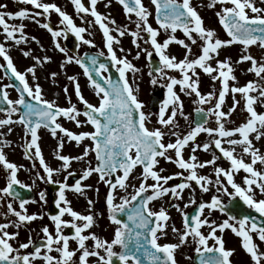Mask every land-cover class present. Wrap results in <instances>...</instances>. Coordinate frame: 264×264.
<instances>
[{"label":"snow or ice","instance_id":"obj_1","mask_svg":"<svg viewBox=\"0 0 264 264\" xmlns=\"http://www.w3.org/2000/svg\"><path fill=\"white\" fill-rule=\"evenodd\" d=\"M17 3L32 5L34 9L42 10V12L32 13L28 9H20L14 13L7 12L3 10L6 5L0 4V29L6 41H14L15 45H19L27 42L28 39L24 34V24H10L8 20L35 19L36 16L47 15L54 11L59 15L60 24L64 27L54 29L49 23L41 25L51 33L53 40L61 35L66 37L69 32H72L83 44L93 46V41L85 39L82 35L87 29L77 26L73 18L55 3H44L42 0H17ZM71 3L78 15L90 14L94 17V23L99 25L103 31L107 54L112 66L116 67L119 78L113 80L110 75H103L108 71V65L100 63L96 56L89 57L90 67L83 58L68 55L67 50L57 42L55 47L65 54V63L74 62L83 69V74L98 98L96 104L89 102L82 95L77 77L67 76V80L74 86V94L78 102L83 105V110L72 103L71 97L67 95V86H64L63 91L69 106L61 107L54 100L44 98L43 89L39 83L30 84L27 79L28 75H31L33 80H36L37 66H43L51 60V57L32 56L30 51L25 50L22 53L23 56H31L35 63L21 72L15 67L5 44L0 43V57L6 62L0 64V69L5 70L6 76L10 73L11 77L19 82V86L0 85V100L6 104V107L0 108V112L5 113L4 117L0 118V128L6 127L7 132H11L12 125H22L25 136H30L25 143L24 155L29 159L38 158L43 169L44 175L37 173V177L46 183L59 185L54 201L58 213L50 216L55 230L50 232L48 226L42 228L45 240L42 245H36L31 237L27 242L19 243L18 247L13 245L12 241L17 239L19 233L9 232L7 229L10 225L19 228L22 224L42 217L35 213H27L25 208L29 202L27 200H20V210H16L11 202L7 203L8 212L17 219L9 223H0V264H35L37 259L42 260L44 264H91L89 259L91 257L96 258L95 264H117V262L118 264H177L176 251L181 245L187 243L189 237L196 243L195 252L200 255V264H232L230 257L235 250L225 248L222 234L226 229L241 238V247L250 256L252 264H264V250H261V244H264V219L257 222L250 215L237 217L230 214L228 206L219 195H213L209 202L199 203L196 214L191 216L182 212L179 204L172 205L182 212L183 229H177L175 226L171 229L177 235V242L160 243V240L168 235L166 222L170 217L163 206L158 211L150 207L153 201L166 195L177 200L183 199L182 193L185 189L195 191L192 188V182H195L202 192H208L210 186L215 184L217 193L222 192L232 200L239 198L248 208L264 217V198L256 197L257 189L260 195L264 196V170L256 167L258 163L264 165V153H261L253 144V138L260 140L264 137V112H257L255 108L258 100L264 104V83H262L264 82V56L258 60L248 51L253 45L264 50V0H259L261 6H258L257 0H210L208 7H215L217 4L221 6L215 14L229 37L228 39L219 38L214 29L205 27L203 18L191 0H151V4L155 6L158 28H153L149 23V16L152 13L143 0H118L129 20L133 14L137 18L135 20L136 30L128 33L133 37L132 43L140 49V44L137 42L143 39L140 33L147 34L144 42L150 43L152 50L159 57L160 66L155 71L159 73L161 79L166 81L164 87L167 89V95L156 114V122L160 127L153 128L148 127L152 114L143 111V102L138 99L135 94L136 89L127 78L128 72L136 73L139 69L126 56H117L113 44L119 43V40L110 34L112 29L105 22L109 18L97 11L98 0H90L89 6H85L82 0H71ZM110 3L111 0H108L105 6L107 7ZM109 22L115 24L114 20ZM88 23L91 24L93 21H88ZM178 29L183 32L184 37L190 43L176 37L175 33ZM160 30L167 34L162 42L157 39ZM116 31L122 37L128 30L117 28ZM197 41L200 42V52L194 56L192 45H196ZM172 43L185 50L183 58L177 59L175 55L168 54L167 50ZM233 44H240L243 49L235 63L250 62L247 71L254 73L261 82L249 81L244 86H229V81L236 80L233 75V61L230 56H225L222 60L218 57L221 49ZM140 50L144 51L149 59L152 58L153 51ZM120 51L123 52L124 49L121 48ZM100 55L103 56L104 53L101 52ZM139 56L140 51H137L136 58ZM212 61H215V66ZM60 67L63 68L64 64L62 63ZM197 69L202 70L212 81H220L221 88L218 95L214 91L201 93ZM168 71H178L180 78L168 75ZM50 76L55 81L58 73L51 72ZM157 82V78L153 77L151 83L155 85ZM177 85L180 86V92L195 96L193 103L212 104L206 110L201 107L196 108L198 114L205 113V123H196L195 127H190L186 134L174 131L178 127L177 115L187 119L184 114L183 101L174 90ZM9 87H15L19 93L17 99L9 98L6 90ZM229 92L233 94V104L225 112L222 106ZM236 93L244 99L248 117L239 126L226 128L227 118L231 116L239 103L235 99ZM14 115L17 116L16 119H13ZM80 116L85 119L81 121L78 119ZM209 116L215 117L217 125L215 128L205 126ZM60 117L74 122L77 127L91 125L93 131L75 133L58 122ZM41 127L48 129L51 135L58 139L55 151L56 158L61 161L59 168H52L45 162L38 144V129ZM58 132L62 134L59 137ZM166 133L174 136L175 140L165 143ZM200 133L208 134L212 138L211 142L196 143ZM3 136L4 133H0V166L6 170L7 179L5 186L0 188V199L4 196H19L14 186L30 188V185L18 179L17 164L7 160L2 146L9 142L3 139ZM65 138L69 142L74 141L77 145L85 139L92 143L84 147L81 155L69 156L61 154ZM225 143L231 147H224ZM212 146L230 162L228 169L215 166L217 159L221 158L216 155H213L210 160L198 161L196 151L198 149L208 151ZM235 146L241 147L242 154H235ZM186 147L190 148L192 153L187 159L183 155ZM170 150L172 154H169ZM90 152L95 154L97 162L95 166L89 162L88 166L83 169L80 179L74 184H68L67 178L73 175L71 171H68L71 162L83 161ZM245 154L251 158L250 162H246L243 158ZM161 158L175 164L182 171L172 175H161L164 169L157 168ZM208 165L214 166V181L209 176L198 174L197 169ZM138 166L141 172L138 177H133V179H139V184L136 186L129 183V178ZM240 170L247 174L243 177V184L237 183L234 179L235 174ZM61 171L67 172L65 180L63 182L54 180V173ZM185 172L188 174L185 175ZM93 174H97L98 182H103L108 189L105 197L108 220L115 225L111 240L103 239L94 232L84 234L96 223V218L91 212L94 204L92 199H88L89 213L84 215L73 210L71 201L66 196V191L83 195L84 190L92 186L82 184L81 181L87 180ZM177 177L181 179L180 183L166 186L170 180ZM149 180L153 182L148 183ZM228 186L231 187V192ZM129 187L133 189L131 193L128 192ZM96 191L98 192V189ZM121 191L126 195L119 196L120 202L116 203L117 195ZM40 200L46 202L45 192L40 193ZM189 204H196L194 196L190 197L184 207L187 208ZM205 209L208 210V215L218 210L227 214V218L222 222L209 220L208 216L204 215ZM121 213H126L127 221L119 217ZM66 214L72 219H63ZM205 226L209 229L207 234L201 231ZM64 228H71L74 230L73 234L71 236L65 234ZM218 231L221 235H217ZM70 240H75L76 249L70 250ZM89 240L92 241L90 247L86 244ZM210 240L213 241L211 246L209 245ZM257 240L260 243H257ZM30 246L33 251H21L29 249ZM42 248L46 250L43 253ZM53 251L59 255H51ZM77 252L80 254L77 259H74ZM207 253L213 255H206Z\"/></svg>","mask_w":264,"mask_h":264},{"label":"rangeland","instance_id":"obj_2","mask_svg":"<svg viewBox=\"0 0 264 264\" xmlns=\"http://www.w3.org/2000/svg\"><path fill=\"white\" fill-rule=\"evenodd\" d=\"M44 3H55L57 6H59L63 11H65L67 14H69L72 18L74 23L77 26L84 27L87 29L85 33L82 35L84 36L85 39H89L93 41V46L83 44L81 41L76 44H72V49L74 52L70 54V56H75L74 53L83 52L84 50L86 51H93L96 53H104V56L108 55L107 54V48H106V43H105V38L103 36V31L99 28V25L94 23V17H91L90 14H80L78 15L75 11L74 5L71 3V0H42ZM82 2L85 4V6L90 5V0H82ZM108 0H98V3L96 5L97 11L100 12L102 15L108 17L109 19L105 21L106 23L109 24V28L112 29L111 33L113 36H115L118 40L119 43H114L113 48L116 51V54L118 57H127L131 63H133L136 68L139 69L138 72L132 73L128 72L127 73V78L129 83L133 86L134 89H136V95L140 101L143 102L144 108L143 111L145 113H151L150 117V124L152 127H160L159 124H157V113H152L149 109V104L152 102L153 96H159L156 93L153 92L154 88H160L161 89V97L162 99L166 98L167 95V89L164 87L166 81L160 78L159 73H152L150 69V61L145 54L144 51H141L140 49H148L149 51H153L150 43H145L144 41L147 39V34L141 32L140 35L143 37V39H139L137 42L140 44V49H138L133 43V37L128 34L131 31H135V20L137 19L135 15L133 14L131 17V20H129L128 16L124 13L122 5L118 3V0H111V3L108 4L106 7L105 5L107 4ZM192 4L197 8V11L201 15L204 21V25L207 28L214 29L217 33V36L221 39H228L223 27L219 24L218 22V17L216 16V11L220 9V5L217 4L215 7H208L210 0H191ZM4 4L8 7H12L13 13L18 11L16 10L15 7H13V1L12 0H0V4ZM143 3L145 6L148 8V10L152 13L151 16H149V23L152 25L153 28H158L159 25L157 24L155 20V6L151 4V0H143ZM258 6L259 5V0H257ZM29 7L32 9V13H35L37 10L34 9L32 5H29ZM52 11L51 13H53ZM55 19L54 20H60V17L58 14H55ZM84 17L83 19L81 17ZM57 17V19H56ZM40 19H42V16H40ZM114 20L115 24L110 23L109 21ZM88 21H93V23L89 24ZM8 23L10 24H24V34L28 37L27 42L21 43L19 45H15L14 41H6L4 39V34L2 32V29H0V43H4L6 48L9 51L10 56L13 59V63L15 67L18 70H21V72H24L27 67L33 65L35 61L29 57L23 56V51L28 50L31 52L32 56H39V57H44L48 56L51 57V60L44 63L43 66H37L36 69V76L37 79L33 80L31 75H28L27 79L30 84H35L39 83L43 89V95L44 98L48 100H54L59 106L64 107L63 105L68 104L66 95L63 91L64 86L68 87V93L67 95L71 97L72 103L76 105H81L77 97L74 94V87L73 84L67 80V76H76L78 79V82L81 87V92L82 95L91 103L96 104L98 102V98L95 96L93 89L90 87L88 79L86 76L83 74V71L80 67H77L75 63L71 65V63H65V57L61 55H57L56 57H53V54L51 53V50L53 48L51 42L49 41V37L51 33L47 31V29L42 28L38 29L35 23L30 21V18H25L23 20H8ZM117 28H125L128 31L124 36H119V33L116 31ZM19 35V34H18ZM176 37L178 39H185L186 43H190L189 41L186 40L184 37V34L181 30H177L175 33ZM33 37L35 39H33ZM167 37V34L163 31L160 30V34L157 37L158 41H163ZM199 41H197L196 45H192V51L194 56L198 55L200 52L199 49ZM123 48L124 51L121 52L120 49ZM93 49V50H89ZM242 46L240 44H233L227 48H223L220 50V55L219 59H224L225 56H230L231 60L233 61V68L234 72L233 75H235L236 80L235 81H229V86H244L247 82L249 81H257L261 82L258 77L255 76L254 73L248 72L247 69L250 67V62H243V63H235L239 56L242 53ZM84 51V52H85ZM137 51H140V56L139 58H136V53ZM184 49L175 44L172 43L170 44L167 52L170 55H175L177 59L183 58L184 54ZM251 55H253L255 58L258 60L261 59L262 56H264V50L260 49L258 46L253 45L249 48L248 50ZM155 52L153 51V54ZM82 55V54H80ZM154 57V55L152 56ZM193 58V57H190ZM3 58H1V63L3 62ZM64 64V67L61 68L60 65ZM213 66H215V61H212ZM199 72V90L201 91L202 94H206L208 92L214 91L217 93L221 88V83L219 80L217 81H212L211 78L202 72V70L197 69ZM51 72H57L58 76L56 77L55 81L50 76ZM151 73V75H150ZM168 75L175 76L178 79L180 78V73L178 71H168ZM153 77L157 78L158 82L157 84H152L151 80ZM0 80L3 83H7L6 79L0 75ZM264 83V82H262ZM179 95L181 100L183 101L184 104V114L187 117L177 115L176 121L178 124V127L174 129V131L178 132L179 134H186L187 131L192 127V123L194 120V110L197 107L204 108L205 110L208 107H211L212 104H205V105H198L193 103L195 100V96H189L186 95L183 92H180V86L177 85L175 86L174 89ZM7 91L9 93V98L10 99H17L18 94L16 90L13 88H7ZM255 95L256 93H252ZM235 99L239 101V103L236 105L235 111L231 113V116L227 118V122L225 124L226 128H234L239 126L240 124L244 123L248 117V113L245 110V101L242 98V96L239 93L235 94ZM163 102V101H162ZM233 104V94L229 92L226 97H225V103L222 106V110L227 112L228 109L232 106ZM255 108L257 112H264V104H261L260 101L258 100ZM212 120L211 123L207 127H213L215 128L216 121L215 117L211 116ZM13 119H16L15 115L13 116ZM78 119H81V117H78ZM72 125H75L72 122ZM0 133H4L3 139H6L9 143L7 145H3V151L6 155V158L9 162H14L17 164L19 167V171L17 173L18 179L26 184L30 185V188L32 192L35 193V198L32 202H29L25 205V208L27 209L28 214H38L40 217H47L48 216V209L51 205V191H49V183H46L42 180H40L37 177V173L40 175H44L43 169L39 164L38 158H33L29 159L26 158L24 155V147H21V152H19L17 149H13V147H17L19 144L16 143L17 141L20 142L21 139L19 137H22L24 140L26 138L25 136V131L22 125L16 124L12 125V131L7 132V128H0ZM58 132V137L61 136ZM254 136V134H253ZM238 138V136L236 137ZM28 139V138H27ZM166 139V142H169L170 140L174 141L175 137L172 136L170 133H166L164 140ZM211 137H209L208 134L206 133H200L196 139V143L203 144L205 142L210 143L211 142ZM39 141H41L40 148L42 151V155L45 159V162L51 166L52 168H59L61 165V161H59L56 158V148H57V143L58 139L54 138L50 131L44 128L39 129ZM253 144L254 146L260 150L261 153H264V137H262L260 140H255L253 138ZM86 145H90L89 142H86L84 147ZM224 145V144H223ZM74 149L73 145L71 142L65 138V143L64 147L61 150V154L64 155H69V156H77L81 155L83 152V149ZM227 147H231L227 145ZM236 151L235 154L240 155L242 154V149L240 146H235ZM190 148H185L183 155L184 158L187 159L191 155ZM94 154L92 152L89 153V156L86 157L83 161H72L70 164V168L68 171H71L73 175L77 176V180L80 178V175L82 174V171L85 167L88 166L89 162L93 166L94 164ZM195 155L198 158V161H205V160H210L212 159L213 155H216L220 157V155L213 150L212 147L209 148L208 151H203L202 149H198L195 153ZM243 158L245 159L246 162H250V157L248 155H244ZM160 162H164V159H160ZM218 167H223L225 169H228L230 167V162L227 161L226 159H217L216 165ZM161 168L165 169L166 175H172L176 172L182 171L179 169L175 164L169 163L165 161V164L160 166ZM256 167L260 170H264V165H260L259 163L256 165ZM214 166L213 165H208L205 168L202 169H197L198 174L200 175H205L209 176L215 180V173H214ZM185 175L188 173L185 172ZM72 175V176H73ZM247 175L243 170H240L238 173L235 174L234 179L237 183L243 184V177ZM65 176H67V172L61 171L59 173H54L53 179L57 181L63 182L65 180ZM70 176V178H72ZM134 177V176H133ZM133 177L129 178V183L133 184ZM69 178V177H68ZM3 181H6L7 179V173L6 170L0 166V188L4 187L3 186ZM5 179V180H4ZM177 181H179V177L175 178ZM175 179L170 180L168 182V185L171 186L172 183L175 182ZM223 179V177H222ZM138 180V179H137ZM174 181V182H172ZM82 184L86 185H91V188H86L84 190V194H78L73 191H66V196L69 201H71V207L73 210L80 212L81 214L87 215L89 213V206H88V199H92L94 201V204L92 206L91 212L96 218V223L93 225L92 228L88 229L85 231V235H87L89 232H94L97 233V216L99 213V204L100 200L102 198L106 197V190L101 184L103 185L104 183L98 182V177L93 174L91 177H89L87 180L81 181ZM193 183V182H192ZM194 184V183H193ZM98 189V192L96 191ZM133 189L129 187L128 192L131 193ZM210 191H216V185L213 184L210 186V190L208 192H205L206 195L201 199H196L197 193L199 191L195 192L193 196H195V200H201L203 202H207V199L209 197ZM45 192L46 193V202L40 200V193ZM201 192V191H200ZM221 193H214L213 195H221ZM119 196L121 195H126V193H118ZM256 197L259 198H264V196H261L259 193V190H256ZM190 197L185 198V200H189ZM166 200H177L174 198L166 199ZM11 202L13 204V207L16 210L19 209V203L15 199H12L10 197L4 196L3 199H0V223H9L10 221H15L17 218L12 214L9 213L7 210V203ZM41 219V218H38ZM65 220H71L72 218L68 216L67 214L63 217ZM46 221V218L43 219ZM79 223V222H78ZM37 226L36 221L33 220L31 222H27L26 224H22L19 228H16L12 225L9 226L7 229L9 232H18L19 235L16 240L12 241L14 246L19 245V243L22 242H27L28 238L31 237L33 241H35L40 234L37 232ZM52 225V224H51ZM34 226V227H33ZM232 233V232H231ZM110 238H112L110 236ZM171 240V239H168ZM257 243H260L258 240L256 241ZM86 244L90 247L92 245V241L89 240L86 242ZM69 247L71 249H76L77 244L75 240L69 241ZM30 248V247H29ZM229 249H234V253L232 258V264H252L250 260V256L242 250L241 247V238L237 237L234 233L230 235V248ZM261 250H264V244H261ZM184 257H190L186 253L180 252ZM190 253V252H188ZM53 256H58L59 254L53 251L50 253ZM79 252L76 253V256L74 259H77L79 256ZM91 261V264H95V257L89 258ZM180 263V262H179ZM183 264H189V259L185 258L182 261ZM181 264V263H180Z\"/></svg>","mask_w":264,"mask_h":264},{"label":"flooded vegetation","instance_id":"obj_3","mask_svg":"<svg viewBox=\"0 0 264 264\" xmlns=\"http://www.w3.org/2000/svg\"><path fill=\"white\" fill-rule=\"evenodd\" d=\"M12 1H13V7H15L16 10L28 9V10H30V12L32 11V9L29 7V5L24 4V3H17L16 0H12ZM12 9H13L12 7L6 6V8L3 9V10L4 11H7V12H12L13 11ZM41 12H42V10H41ZM55 14H57V13H55V12L51 13L50 12L47 15H40V16H42V19H40V16H36L35 19L30 18V21H32L33 23H35L36 26L38 27V29H42L43 28L41 26L43 23H49L50 26H52L54 29H62L64 26L60 24V20H54L55 19V16H56ZM56 19H57V17H56ZM16 20H19V19H16ZM37 21H39V23H37ZM49 41L51 42V44L53 46V48L51 50V53L53 54V57H56L57 55H61V56H64L65 57V54L64 53H61V52H59L58 49H56L55 44L57 42H59V44L61 45V47H64L67 50V54L68 55H70V54H72L74 52V50H71L72 49V44L74 43V44L78 45V43L80 42V40H78L77 37L75 36V34L72 33V32H69L66 37L64 35H61L60 37H57L56 40H53L52 36L50 35ZM89 50H93V49H89ZM84 51L83 52H79L78 51V53L77 52L74 53V55H75L74 57H77V56L80 57L81 56L80 54H83ZM1 58L2 57H0V64L6 63L5 61H3L1 63ZM73 63H71V65ZM76 66L77 67H80L79 65H76ZM18 71H21V70H18ZM82 71H83V69H82ZM0 75L2 77H4L6 79V81H7V83L5 84V83H3L0 80V85L11 84V82H10V80L8 78L9 75H7V76L5 75V70L4 69H0ZM11 88L14 89L15 87H11ZM153 92L154 93H157L158 95H161V89H155L154 88ZM17 94L19 95L18 92H17ZM63 106L64 107H68L69 105L66 104V105H63ZM76 106H77V108L83 110V105L82 104L81 105H76ZM159 107H160V105L152 108L151 105L149 104V109H150V111H152V113H158ZM4 115H5V113H1L0 114V118H3ZM15 117L17 118L16 115H15ZM80 117H81V119H80L81 121H83L85 119V117H83V116H80ZM211 120H212V117L209 116L208 119H207V123L205 124L206 127L211 123ZM58 122L61 123L65 128H67V129H69V130H71V131H73L75 133H79V132H82V131H93V128H92L91 125H81L80 127H77L75 125H72V121H69V120H67L66 118H63V117L58 118ZM196 123H205V122H204V118H199V119L196 118V108H195V110H194V120H193V123H192V127H195V124ZM148 127L149 128H153L150 123H148ZM41 128H44V127H41ZM39 129H38V136H39ZM44 129H46V128H44ZM27 138L30 139V136H27L24 140L22 139V137H19V139H21L20 142L19 141L16 142L19 145L17 147H13V149H17L19 152H21V147H24V152H25V143H26V140H28ZM86 142H89V144L92 143L88 139H85L79 145H77L74 141H72L71 143H72L74 149H78V148L79 149H82L84 147V145H85ZM164 142L167 143L166 142V139L164 140ZM38 144L40 145L41 144V141L38 140ZM223 146L227 148V144L226 143ZM212 148H213V150L215 152H217L220 155V157L222 159H225V158L222 157V154L219 152L218 149H215L214 146H212ZM169 154H172L171 153V150H170V153ZM93 156H94V159H93L94 160V164H93V166H95V164H96L95 154ZM161 159H163V158H161ZM164 164H165V160H164V162H160V164L157 166V168L158 169L161 168L160 166H162ZM140 172H141V168L138 166L136 169H134V171L131 174L130 178H132L133 176L134 177H138L139 174H140ZM164 173H165V169L161 173V175H166ZM95 175L97 176V174H95ZM133 181H134V183L132 185L138 186L139 179L138 180L137 179H133ZM2 182H3V186H5L6 181H3V179H2ZM152 182L153 181H151V180L148 181V183H152ZM172 182H174V181H172ZM180 182H181V179H179V181H177L175 179V182L172 183L171 186L174 185V184L180 183ZM67 183L70 184V185L71 184H74V183L69 182V178H67ZM101 183H103V182H101ZM193 183H192V188L195 189V191L193 192L190 189H185L183 191V193H182L183 199H180V200H172V201L170 200L169 201V200H166V199H170L171 196L170 195H166V196H164V197H162V198H160V199H158L156 201H153L150 204V207L153 210H156V211H158L159 208L161 206H163L167 210L168 215L170 217V219L166 222L167 225H168V228H167L168 235H167V237L162 238L160 240V243L177 242L178 238H177V235L174 234L171 231L172 227L175 226V228L182 230L183 229L182 212L189 214V216L194 215V214H196V209H197L199 203L203 202L202 200H201V202L199 200H197L196 201V204H189V206L187 208L184 207V205L187 204L188 201H189V200L186 201L185 198L193 197V195H194L195 192L199 191V193L195 194L196 197L194 196L196 199H199V197L202 199L204 197V195H206L205 192H202L200 190L199 186L196 185L195 182H193ZM101 186H103L105 188L106 193H107V191H108L107 186L105 184H103V185L101 184ZM166 186H170V185H166ZM228 187H229V191L231 192L232 191L231 187L230 186H228ZM49 191H51L52 195L50 197L51 198V205H50V207H49V209L47 211L48 216L47 217H42L41 219H36L35 220L37 226H35V225L34 226L37 228V232H39L40 234L38 235L37 239L35 241H33V242H37V241H39L41 239H44V234L42 232V228L44 226H48L50 232H54V230H55V226H54L53 222L50 219V216H51L50 215V209L52 207V204H53L54 200L56 199V194L59 191V185L55 186V190L52 191V190L49 189ZM119 193H123V192L121 191ZM214 193H217V192L210 191L209 197L207 199H205V200H207V202H209L211 200V197L213 196ZM220 197H221L222 201L228 206V209H229L230 214L231 213L233 214V212H234V213H237V215H239V214H242L243 215V202L241 200H235L234 201L230 197L224 195L223 193L220 195ZM33 200L34 199H32L29 202H32ZM119 202H120L119 195H117L116 203H119ZM133 203H136V202H133ZM173 204H179L182 212L181 211H178L175 207H173L172 206ZM98 211H99V213H98V216H97V233H98L97 235L99 237L103 238V239L111 240L110 236L112 237V235H113V230H114L115 225L111 224L110 221L108 220V213H107V209H106L105 198H102L100 200L99 210ZM204 215H207L208 218H209V220H213L214 219L217 222H222L223 219H226L227 218V214L221 213L218 210L213 211L211 213V215H208V210L205 209ZM120 216L122 218H125L127 215H126V213H121ZM45 218H46V221L43 220ZM67 230H68V228H64L63 229L64 233L68 235ZM201 231H203L205 234H207L208 231H209V229H208L207 226H205V227H203L201 229ZM231 234H232L231 233V230H229V229H226L225 232L222 234L223 235V238H224V241H225V248L226 249H229L230 248V235ZM217 235H221V233H219V231H218L217 232ZM168 239H171V240H168ZM70 241H73V240H70ZM212 243H213V241L210 240L209 241V245L211 246ZM195 248H196L195 241L191 237H189L187 243L181 245L180 248H178L177 251H176V254L175 255H176L177 264H180V263L183 264L182 261L185 258H188L189 259V262H190L189 264H196V256L198 254L195 252ZM242 250H243V248H242ZM21 251L22 252H30V251H33V248L30 246L29 249H27V250H21ZM44 251H46V250L42 248V253ZM180 252L188 254L189 256L192 257V259L190 257H184ZM188 252H190V253H188ZM230 259L232 260L231 257H230ZM35 264H44V262L42 260H40V259H37L35 261ZM117 264H118V262H117ZM242 264H243V261H242Z\"/></svg>","mask_w":264,"mask_h":264},{"label":"water","instance_id":"obj_4","mask_svg":"<svg viewBox=\"0 0 264 264\" xmlns=\"http://www.w3.org/2000/svg\"><path fill=\"white\" fill-rule=\"evenodd\" d=\"M91 56H96L100 63H104V64L108 65V74L112 77L113 80H116V79L119 78V74L116 71V67L115 66H112V64H111L110 57H107V56H104V55L101 56L99 53L87 51L82 56H80V58H83L84 61H85V63H88L89 66L91 67L90 59H89V57H91ZM159 66H160V63H159V60L157 59V57H152L151 58V61H150V67H151L152 72L153 73H157L155 71V69L157 67H159ZM93 75L95 76V73H93ZM9 78H10L11 84H13L15 86H19L18 81H15V78L14 77H11V74H9ZM96 78L97 79H100V77H96ZM27 99H30V98H27ZM160 102H161V98L159 96H156V97L153 96L152 102H151V107L154 108V107L158 106L160 104ZM4 107H6V104L2 100H0V108H4ZM204 115H205V113H199L198 114L196 112V118L197 119L204 118ZM76 177L77 176L73 175L72 176L73 180L74 179L77 180ZM55 186H57V185H50V189L52 191L55 190ZM14 187H15V191L19 193V196H16V198H18L19 200H21V199L31 200L33 198V193L29 189L21 188L18 185L17 186H14ZM235 200H238V199H235ZM57 213H58V209H57V207L55 205V202H53L52 208L50 209V214L51 215H55ZM233 214L236 215L237 217H242L243 215H250L251 217L255 218L257 220V222H259L260 220L263 219V218H260V217L258 219L257 216H256L255 211L254 210H251L250 208H248L244 203H243V215L242 214L237 215V213H234V212H233ZM119 217L121 219L127 221V216L125 218H122L120 216V214H119ZM67 231L69 232L68 234L70 236L74 232V230H72L71 228H69ZM43 243H45V240L44 239H41V240H39L35 244L36 245H42ZM206 255H213V254L212 253H207ZM196 264H200V255H197V257H196Z\"/></svg>","mask_w":264,"mask_h":264}]
</instances>
